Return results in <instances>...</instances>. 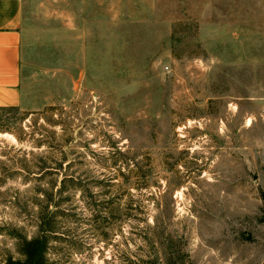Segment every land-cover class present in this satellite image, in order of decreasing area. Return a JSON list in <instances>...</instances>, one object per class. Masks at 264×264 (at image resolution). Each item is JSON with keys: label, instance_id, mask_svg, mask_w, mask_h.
Instances as JSON below:
<instances>
[{"label": "rangeland", "instance_id": "374dc122", "mask_svg": "<svg viewBox=\"0 0 264 264\" xmlns=\"http://www.w3.org/2000/svg\"><path fill=\"white\" fill-rule=\"evenodd\" d=\"M23 3L0 261L55 211L49 264H264V0Z\"/></svg>", "mask_w": 264, "mask_h": 264}, {"label": "crops", "instance_id": "0c3cea01", "mask_svg": "<svg viewBox=\"0 0 264 264\" xmlns=\"http://www.w3.org/2000/svg\"><path fill=\"white\" fill-rule=\"evenodd\" d=\"M23 11V0H0V108L19 107L22 102Z\"/></svg>", "mask_w": 264, "mask_h": 264}, {"label": "trees", "instance_id": "16d2710c", "mask_svg": "<svg viewBox=\"0 0 264 264\" xmlns=\"http://www.w3.org/2000/svg\"><path fill=\"white\" fill-rule=\"evenodd\" d=\"M17 141H19V138H17ZM35 176L37 177L32 176V178L34 177L37 179H41L42 177H44V173L40 172ZM61 183L63 185L62 189L71 188L77 185L73 177H64L61 180ZM45 197L48 198V195H46ZM55 215V211L44 213L38 219L37 229L39 231V234L30 239H21L18 242L17 252L21 256V259H13L11 257H7L4 261H0V264H49V260L47 258V254L49 251L47 235L50 232L56 230ZM172 264L184 263L179 259H176Z\"/></svg>", "mask_w": 264, "mask_h": 264}]
</instances>
